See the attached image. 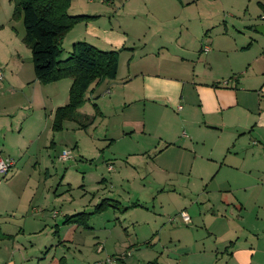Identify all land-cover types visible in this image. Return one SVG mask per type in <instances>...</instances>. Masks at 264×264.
<instances>
[{
    "label": "crops",
    "instance_id": "obj_1",
    "mask_svg": "<svg viewBox=\"0 0 264 264\" xmlns=\"http://www.w3.org/2000/svg\"><path fill=\"white\" fill-rule=\"evenodd\" d=\"M105 1H92L72 14L93 18L76 23L61 43L69 35V52L78 41L118 50L116 74L90 86L91 114L79 116L82 105L75 119L67 121L86 130L95 120L118 116L125 128L121 135L155 137L156 153L174 148L188 157L155 168L159 178L182 176L190 194L213 183L208 195H219L190 215L186 206L173 212L170 205L161 206L165 216L183 211L189 220L180 216L184 227H168L164 241L157 233L148 240L164 242L153 264H264V36L254 29L264 24V0H221L215 12L203 11L202 0ZM165 8V15L158 12ZM188 9L191 16L183 13ZM6 22L0 23V33ZM10 27L21 41L23 34L12 23ZM13 54L20 59L18 52ZM19 59L16 71L5 78L9 98L21 95L34 111L48 110L52 123L54 110L68 100L71 80L41 84L24 72ZM173 190L167 192L170 202L177 200L173 195L180 196ZM157 191L154 195H161ZM183 200L194 211L193 199ZM21 210L0 224V264H65V249L82 246L80 227L90 228L64 223L71 214L61 213L62 218L36 230L40 221L29 218L24 206ZM26 233L33 253L19 241ZM41 235L46 239L42 245L29 241ZM120 244L105 256L135 247ZM121 264H128V257Z\"/></svg>",
    "mask_w": 264,
    "mask_h": 264
},
{
    "label": "rangeland",
    "instance_id": "obj_2",
    "mask_svg": "<svg viewBox=\"0 0 264 264\" xmlns=\"http://www.w3.org/2000/svg\"><path fill=\"white\" fill-rule=\"evenodd\" d=\"M92 1L93 4L107 2L73 0L67 12L70 15L78 13L81 11L79 9L89 7ZM221 2L202 0L200 4L203 11L215 12L219 11ZM12 7L10 0H0V23L7 21L0 33V157L8 158L13 163L5 175L0 174V224L11 220L10 214L14 212L16 216L24 206L29 218L40 221L34 226L38 230L44 223L49 225L54 219L62 218L61 213H89L96 203L106 198L116 201L117 207L89 214L86 223L90 228L80 227L82 246L75 248L72 245L65 249V264L98 263L121 242L125 244H120V247L129 244L135 246L131 252L128 250V264H153L164 244L161 242V246L155 242L156 238L150 243L152 245L148 244L153 234H159L164 241L168 227H184L180 222L181 211L165 216L161 206L170 205L169 212L186 206L188 215L197 213L207 199L213 202L219 198L218 194L208 195L207 191L213 189V183L207 184L204 191L200 186L198 192L196 189L190 194L186 179L182 176L175 174L169 178H159L161 175L153 173L155 168L166 164L176 165V159L188 157L174 148L156 153L155 137L137 132L121 135V129L125 128L120 125L118 116L106 117L102 122L95 120L86 130L75 128L74 121H66L61 131L54 132L50 129L48 110L45 114L34 111L21 95L12 101L6 90L9 85L5 78L9 71H16L14 62H18L19 58L13 54L14 51L20 55L24 72L33 76L30 50L11 31L12 23L23 34L21 20L9 21ZM158 12L165 15L167 8ZM183 13L191 16L192 9ZM69 39L68 35L61 43V59L69 54ZM58 95L61 96V92ZM92 104L93 99L88 96L78 115L91 114ZM177 129L181 131L182 127ZM65 150L69 151L70 156L62 160L59 156ZM187 163L184 161V165ZM109 165L110 170L107 169ZM161 188L164 189L163 193H160ZM155 189L161 195H154ZM170 190L180 194L179 197L173 195L177 198L174 202L169 201L172 195H167V192ZM184 197L193 199L194 211L183 200ZM132 204L135 206L131 207ZM123 207L128 209L123 211ZM10 227L12 225L7 228ZM27 236L26 233L19 241L26 245L28 252L33 253L26 242ZM29 241L37 246L46 239L41 235L31 237ZM96 242L103 246V251L97 250ZM116 242L119 243L115 245ZM44 249L41 247L42 253Z\"/></svg>",
    "mask_w": 264,
    "mask_h": 264
},
{
    "label": "trees",
    "instance_id": "obj_3",
    "mask_svg": "<svg viewBox=\"0 0 264 264\" xmlns=\"http://www.w3.org/2000/svg\"><path fill=\"white\" fill-rule=\"evenodd\" d=\"M10 1L13 3L11 17L22 21L24 33L21 41L30 50L34 78L41 84L65 78L71 80L67 102L53 113L51 129L59 131L64 121L75 119L77 110L87 100L86 94L91 85L103 78L115 77L118 50H100L89 43L78 41L72 44L68 56L61 59V41L65 34L76 23L93 17L70 15L67 9L71 0ZM108 207L116 208V201L103 198L94 205L91 212L68 215L64 223L87 227L89 214L100 213Z\"/></svg>",
    "mask_w": 264,
    "mask_h": 264
},
{
    "label": "built area",
    "instance_id": "obj_4",
    "mask_svg": "<svg viewBox=\"0 0 264 264\" xmlns=\"http://www.w3.org/2000/svg\"><path fill=\"white\" fill-rule=\"evenodd\" d=\"M261 19L264 20V14H262L261 16ZM0 79H2V73L0 71ZM70 154H69V151L65 150V151H62V153L60 154L59 158L64 160L66 159L67 157H69ZM12 161L8 158H2L0 157V174L2 175H5L9 168L12 166ZM180 216L181 218L183 219L184 222H188L189 218L187 216V214L185 212H180ZM97 250L100 251L101 250V245H97ZM129 255V252L128 251H123L117 255H113V256H110V255H107L105 256V258L103 259V261H100L98 263H95V264H121V262Z\"/></svg>",
    "mask_w": 264,
    "mask_h": 264
},
{
    "label": "water",
    "instance_id": "obj_5",
    "mask_svg": "<svg viewBox=\"0 0 264 264\" xmlns=\"http://www.w3.org/2000/svg\"><path fill=\"white\" fill-rule=\"evenodd\" d=\"M254 29L264 36V24H258L255 26Z\"/></svg>",
    "mask_w": 264,
    "mask_h": 264
}]
</instances>
